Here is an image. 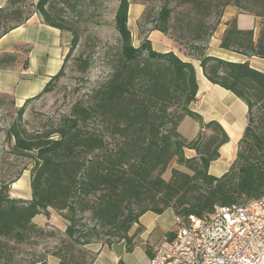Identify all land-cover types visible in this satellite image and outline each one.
<instances>
[{
	"label": "trees",
	"instance_id": "trees-1",
	"mask_svg": "<svg viewBox=\"0 0 264 264\" xmlns=\"http://www.w3.org/2000/svg\"><path fill=\"white\" fill-rule=\"evenodd\" d=\"M96 1L7 0L6 7L0 9V38L34 13L45 25L71 35L60 70L32 99L49 92L52 82L59 80L79 41L78 28L64 17V10L76 12L79 6ZM185 2L197 13L185 22V33L195 43L196 52L190 57L198 59L209 82L231 91L248 108L247 126L229 170L220 178L208 174L210 163L219 157V147L228 141L217 123L206 124L211 134L200 133L193 141L177 133L185 116L202 124L201 117L189 110L197 92L194 67L172 51L154 50L148 39L133 46L127 26L129 2L119 0L114 14L119 57L108 79L92 91V102L86 105L77 101L56 125L51 122L48 129L43 126L41 131L30 132L22 121L25 107L32 100L28 99L5 132L6 139L13 142L11 153L31 160L30 199L11 198L9 183L0 185V258L4 249L28 246L36 252L42 240L55 238L54 230L32 223L37 215L48 217L49 209L66 221L64 233L55 238L53 252L60 264H88L83 247L92 242L109 245L124 240L130 252L132 238L127 233L146 212L161 214L170 208L176 216L200 217L216 205H240L264 196V73L251 68L247 61L233 63L205 53L224 8L231 5L238 13L261 18L263 28L254 43L253 31L238 30L233 18L227 23L220 48L264 59V0ZM172 13L168 4L164 5L151 31L171 33ZM76 58L79 71L84 73L89 61L82 55ZM15 59L14 55H1L0 69L11 67ZM137 85L139 92L135 90ZM11 104L15 106L13 100ZM173 106L175 110L170 111ZM91 121L97 126L89 129ZM185 149L193 150L195 156L187 158ZM174 158L190 174L172 169L166 181L162 176ZM173 236L166 238L171 240ZM34 252L28 264H44L45 252Z\"/></svg>",
	"mask_w": 264,
	"mask_h": 264
},
{
	"label": "crops",
	"instance_id": "crops-1",
	"mask_svg": "<svg viewBox=\"0 0 264 264\" xmlns=\"http://www.w3.org/2000/svg\"><path fill=\"white\" fill-rule=\"evenodd\" d=\"M29 1L36 3L38 0ZM6 4L7 0H0V9L6 7ZM233 18H236L238 30L253 31L252 41L256 43L263 28V20L249 14L238 13L236 7L229 5L224 8L220 22L206 44V55L233 63L247 61L251 68L264 73V59L254 56L247 57L220 48L227 23ZM155 33L158 40L162 42L163 35L160 32ZM61 38V32L45 25L42 18L36 13L32 14L24 24L2 36L0 38V56L11 53V47L14 48L19 43L27 44L30 47L24 54L23 64L26 66L19 65L21 59L14 55L16 59L11 67L0 69V94L13 96L14 103L16 102L18 107L22 106L26 100L32 99L61 68L65 56V54L61 56ZM15 52L18 54V51ZM179 55L182 58L177 56L181 60L191 63L194 67L197 92L194 102L189 105V110L201 117L202 124L192 117L185 116L178 124L177 133L182 139L193 141L200 133L206 136L211 134L210 129L205 127L210 122L217 123L222 128L228 141L219 147V157L212 161L208 167L209 175L220 178L229 170L235 160L238 142L247 126L248 108L231 91L209 82L203 75L198 59L190 56L185 57L181 53ZM21 70H24L25 74L20 73ZM202 129L203 132H201ZM184 153L187 158L195 156L193 150L185 149ZM48 212V217L42 214L37 215L32 219V223L39 228L51 226L58 236L63 234L66 221L57 212L51 209ZM174 216L175 214L170 208L161 214L146 212L141 215L138 222L134 223L127 233L128 237L132 238L133 248L130 252L126 251L124 240L115 241L109 245L92 242L84 246L83 251L88 264H118L119 261L124 264H147L154 247L163 238L175 232ZM42 241L39 245L45 244V247L52 243L56 246L57 243L55 238ZM54 247L45 250L44 264H60V259L53 254ZM40 252L37 249L35 253Z\"/></svg>",
	"mask_w": 264,
	"mask_h": 264
},
{
	"label": "rangeland",
	"instance_id": "rangeland-1",
	"mask_svg": "<svg viewBox=\"0 0 264 264\" xmlns=\"http://www.w3.org/2000/svg\"><path fill=\"white\" fill-rule=\"evenodd\" d=\"M128 2L127 26L131 33L133 46L137 47L142 40L148 39L152 48L158 52L172 51L179 57H181L180 53L185 57L193 54L195 43L190 40V35L185 33V22L187 19L195 17L197 13H194L185 0H128ZM118 3L119 0H97L92 5L79 6L81 8H78L76 12L64 10V17L78 28L79 41L72 55L66 61L59 80L52 82L49 92L30 100L25 107L22 121L28 131L38 132L43 126L48 129L52 123L56 125L60 116L68 114L71 106L77 101L86 105L92 102L90 99L92 91L108 79L119 57V37L114 27V14ZM166 4L173 11L174 21L171 22V33L167 35L161 33L164 37L161 42L155 36V32L158 31H151V28L156 15ZM80 11H82L81 14ZM219 11V9L215 10V14L210 19L211 24L215 22ZM174 26L176 27L173 28ZM61 35L62 56L68 51L71 35L66 31ZM203 44L201 43V45ZM29 47L27 44H16L14 48L11 47L9 55L19 57L21 59L19 65L23 67L24 54ZM173 48L174 50H171ZM15 51H18V54ZM78 55H82L83 59L89 61V68L84 73L79 71L78 66L80 65L76 58ZM20 73L25 74L24 70H21ZM43 88L35 96L41 93ZM135 90L139 92L140 85H137ZM0 98L2 99L0 106V185L9 183L8 194L11 198L29 200L31 160L27 156L13 155L10 151V144L13 142L10 143L5 137L6 130L16 119L17 110L21 106H16V102L15 106L11 104L13 96L0 94ZM175 107L173 106L170 111H174ZM95 126H97L96 122L91 121L88 128L91 129ZM172 169L190 174L186 168L179 166L174 158L163 174V179L166 181L170 179ZM16 177L22 182L18 190H13L11 182ZM57 237L56 233L55 238ZM103 237L105 239V236ZM44 247L45 244H41L36 249L41 250ZM30 249L28 246L15 250L4 249L0 264H28L31 260L30 254L34 252Z\"/></svg>",
	"mask_w": 264,
	"mask_h": 264
},
{
	"label": "built area",
	"instance_id": "built-area-1",
	"mask_svg": "<svg viewBox=\"0 0 264 264\" xmlns=\"http://www.w3.org/2000/svg\"><path fill=\"white\" fill-rule=\"evenodd\" d=\"M174 224L173 238H163L147 264H264V196L216 205L200 217L175 215Z\"/></svg>",
	"mask_w": 264,
	"mask_h": 264
},
{
	"label": "bare ground",
	"instance_id": "bare-ground-1",
	"mask_svg": "<svg viewBox=\"0 0 264 264\" xmlns=\"http://www.w3.org/2000/svg\"><path fill=\"white\" fill-rule=\"evenodd\" d=\"M21 182H22V181H20V180H16L15 182H13V183L11 184V188H12L13 190H18L19 187H20V185H21Z\"/></svg>",
	"mask_w": 264,
	"mask_h": 264
}]
</instances>
